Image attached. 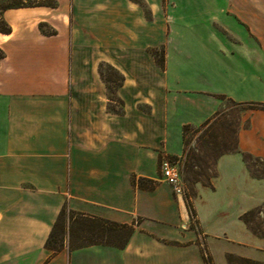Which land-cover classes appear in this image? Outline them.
Instances as JSON below:
<instances>
[{
    "label": "crops",
    "instance_id": "obj_1",
    "mask_svg": "<svg viewBox=\"0 0 264 264\" xmlns=\"http://www.w3.org/2000/svg\"><path fill=\"white\" fill-rule=\"evenodd\" d=\"M148 1L147 13L73 0L57 20L43 5L4 10L0 264H264V236L243 218L264 203V176L244 158L264 165V109H247L239 150L218 157L212 185L197 183L194 215L160 169L162 154H183L185 125L228 98L264 102V0ZM104 64L123 76L115 96ZM65 206L134 232L55 252L46 241Z\"/></svg>",
    "mask_w": 264,
    "mask_h": 264
},
{
    "label": "trees",
    "instance_id": "obj_2",
    "mask_svg": "<svg viewBox=\"0 0 264 264\" xmlns=\"http://www.w3.org/2000/svg\"><path fill=\"white\" fill-rule=\"evenodd\" d=\"M6 1L8 2L9 0H0V3H1L0 4V32H6V33H9L12 31V26L3 15V12L5 9L10 8V7L44 5L43 3H40L41 0H35L36 3H29V4H26L23 0H19L18 2L9 1L8 3H5ZM155 55L157 57V60L162 65H164V55L158 56L157 52H155ZM5 56H6L5 50L2 47H0V62ZM111 67L114 68L113 66ZM114 70L119 75V77L113 78L115 81L116 80L118 81L116 85L118 86L119 84L122 83L123 76L115 68ZM103 75H105L104 72H103ZM105 78L109 82V88L111 89L110 81L113 79L109 77L107 74L105 75ZM111 98L113 97L111 96ZM228 99L237 105L247 104L248 108L264 109V102H257V101L239 102L231 98H228ZM120 109L121 108H118V110ZM222 112H223L222 110L217 111L215 115H213L211 118L206 120L204 123L197 125L196 129L207 131L208 129L211 128V126L214 123L218 121ZM190 126L192 125L187 124L184 126V135L186 134V131L188 130ZM236 150H239L238 138L236 141V145L233 148L229 147V149L227 148V150H223L222 152L219 153L218 157L223 153L230 152V151H236ZM244 158H245V161L247 162V165L250 167L254 175L260 176V177L264 176V171L258 172V171L253 170V168L251 167V162H250L251 159L256 158L263 163V161L260 158L253 157V155L247 152H244ZM195 164L196 163H192L188 161L186 162V165L183 169L184 182L186 183L187 181L189 182L194 181V183L201 182L204 184L212 185L213 179L214 177L217 176L218 171L216 170V172L212 176H210L209 180L206 181L200 177V172L195 169ZM196 194H197L196 191L195 192L190 191L186 195L187 204L191 212V215H194L192 198L196 196ZM263 207H264V203L261 206L253 208L243 214L244 220L248 223L251 229H253V231H255L257 234L261 236H264V220L259 221L257 226L252 224V220L256 218V216L259 217L258 213L263 211ZM255 212H257V214L252 215ZM134 229L135 227L133 224L121 223L118 221H114L111 219L102 218L98 216L85 215L79 212H75L71 209H68L65 206L61 209L55 223L53 224L52 230L46 241V246L48 248L53 249V251L55 252L63 248L64 246L63 242L56 244L57 240H55L54 238L56 237L57 233L62 234V240H65L68 237V240L70 243L69 245L71 248L84 246L88 244H95V243L125 245L128 243L130 237L132 236ZM229 259L233 261L234 258L230 256ZM207 260L211 263L210 258H207Z\"/></svg>",
    "mask_w": 264,
    "mask_h": 264
},
{
    "label": "rangeland",
    "instance_id": "obj_3",
    "mask_svg": "<svg viewBox=\"0 0 264 264\" xmlns=\"http://www.w3.org/2000/svg\"><path fill=\"white\" fill-rule=\"evenodd\" d=\"M10 2H18L19 0H9ZM8 1V2H9ZM26 4L36 3L35 0H23ZM91 2L93 6L99 7L101 3L107 2L108 0H77L76 3H85ZM145 12H149V1L148 0H135ZM7 1L5 3H8ZM40 3H43L45 9L49 12L46 14L47 16L52 17L53 20L60 19V15L63 13L57 9L65 8L71 9L74 4L73 0H41ZM1 4V3H0ZM59 7V8H57ZM72 10V9H71ZM92 11L91 15L93 20L99 19V10ZM42 29L45 32H52V24L50 22H43L41 25ZM158 56H162V50L158 51ZM1 63V62H0ZM103 69L106 74L113 78L119 77L114 68H112L109 64H104ZM118 81L111 80L110 85L111 89L110 94L115 96V87ZM248 108L247 104L237 105L233 103L231 100L226 99L225 106L221 109L223 112L220 115V118L216 123H214L210 129L207 131L197 130V125H192L188 128L185 134V151L181 156L175 157L179 162L181 178L183 180V169L186 165V162H192L195 164V169L200 172V177L206 181L209 180L210 176H212L217 170V157L220 152L223 150L229 149V147L233 148L236 145V141L238 138V132L242 125L243 116L246 113ZM251 167L253 170L258 172L264 171L263 163L256 159H251ZM162 175V173H161ZM163 177V176H162ZM184 185V196L186 197L187 193L190 191L197 192L196 185L194 181H187L186 183L183 180ZM264 211V207H263ZM257 212L252 215H256ZM251 215V216H252ZM264 220V214L261 217L254 218L252 220V224L257 226L259 221ZM57 240V243L70 244L68 237L65 240H62V234L57 233L54 238Z\"/></svg>",
    "mask_w": 264,
    "mask_h": 264
},
{
    "label": "built area",
    "instance_id": "obj_4",
    "mask_svg": "<svg viewBox=\"0 0 264 264\" xmlns=\"http://www.w3.org/2000/svg\"><path fill=\"white\" fill-rule=\"evenodd\" d=\"M160 169L163 178L168 181L178 195L184 194V185L178 160L168 154H162Z\"/></svg>",
    "mask_w": 264,
    "mask_h": 264
}]
</instances>
